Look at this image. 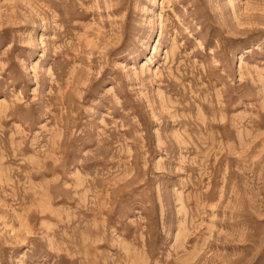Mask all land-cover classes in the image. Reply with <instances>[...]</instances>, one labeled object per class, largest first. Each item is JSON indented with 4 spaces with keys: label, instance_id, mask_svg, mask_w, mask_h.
<instances>
[{
    "label": "rangeland",
    "instance_id": "rangeland-1",
    "mask_svg": "<svg viewBox=\"0 0 264 264\" xmlns=\"http://www.w3.org/2000/svg\"><path fill=\"white\" fill-rule=\"evenodd\" d=\"M0 264H264V0H0Z\"/></svg>",
    "mask_w": 264,
    "mask_h": 264
}]
</instances>
